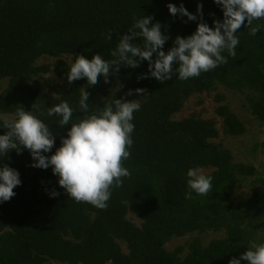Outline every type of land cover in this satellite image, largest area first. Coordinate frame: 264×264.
<instances>
[{
	"label": "trees",
	"instance_id": "obj_1",
	"mask_svg": "<svg viewBox=\"0 0 264 264\" xmlns=\"http://www.w3.org/2000/svg\"><path fill=\"white\" fill-rule=\"evenodd\" d=\"M169 3L183 4L194 15L202 4L209 27H214V20H223L222 8L214 0H0V115L15 118L16 108L22 106L48 125L56 140L44 155L55 153L71 127H60L59 117L47 115L49 107L67 101L74 109L71 122L76 123L115 99L136 98L141 105L132 121L130 157L123 162L131 175L113 188L106 209L69 198L51 167L30 166L34 161L26 149L0 157V163L17 170L21 180L13 189L16 195L0 203V264H228L247 251L250 242L264 243V170L235 163L232 154L214 142L218 131L212 121L194 115L174 117L193 93L220 86L244 95L253 118L264 123V20L253 22V27L261 26L256 35L242 25L236 33L235 57L225 50L221 54L227 63L198 77L180 80L173 72L163 83L151 77L138 79L148 72V62L143 61L137 68L122 66L107 83L103 77L95 86L86 78L67 81L71 66L60 59L62 55H70L73 63L78 55L113 60L119 36L144 16H152L151 23L159 22L169 36L165 52L177 36L193 34L199 20L173 17ZM134 42L143 46L142 38ZM41 56L56 60L36 65ZM50 72L55 79L45 82L47 93L32 85L39 75ZM137 88L146 91L137 95ZM82 90L89 93L88 113L79 109ZM130 90L133 94L127 95ZM215 102L222 133L241 135L244 125L224 97L216 94ZM5 132L0 119V135ZM189 169L211 170L205 174L212 177L207 195L189 191ZM246 185L252 187L250 194L234 200ZM52 190L59 195L51 197ZM131 215L140 225L129 219ZM207 233L221 236L204 244L202 236ZM183 237L189 238L185 244L172 251L166 248L173 238Z\"/></svg>",
	"mask_w": 264,
	"mask_h": 264
},
{
	"label": "clouds",
	"instance_id": "obj_2",
	"mask_svg": "<svg viewBox=\"0 0 264 264\" xmlns=\"http://www.w3.org/2000/svg\"><path fill=\"white\" fill-rule=\"evenodd\" d=\"M214 3L223 11V20H214V27H209L203 21L202 4H198L196 15L183 4L179 7L172 3L167 5L173 17L199 20L195 32L187 37L177 36L174 46L167 52L163 48L169 36L162 33L161 24L151 23L152 16L136 20L127 34L119 36L116 49L111 53L115 59L106 61L99 54L93 55L91 60L83 55L76 56L66 74L68 83L86 78L87 84L95 86L99 82L98 77H103L107 83L109 77L118 73L122 66L137 68L143 61L148 62V72L138 79L151 77L161 83L171 80L173 72L178 74L180 80H187L227 63L221 53L226 50L235 57L239 44L236 33L242 25L249 29L251 35H256L260 30V25H252L256 20H264V0H214ZM111 32L109 30L107 33L108 39L112 38ZM141 38L143 46L134 42ZM134 91L142 95L146 90L137 88ZM132 94L133 90L127 93ZM88 98L89 93L82 90L79 109L84 113L89 110ZM34 107L35 104L32 105ZM140 107L137 100L115 99L97 113L86 115L76 123L71 122L74 109L67 101L49 107L47 115L59 117L60 127H71L66 138L61 137V146L56 148L54 154L47 156L44 153L52 151L56 136L31 111L18 106L15 118L0 117L2 128L6 129L5 134L0 135V157L6 158L13 150L20 154L26 149L34 161L30 166L40 169L51 167L53 175L58 177L59 186L69 198L77 203L84 202L98 209H106L113 188L121 187L123 178L131 175L123 162L130 157L135 128L132 121L134 112ZM19 176L17 170L0 163V203L16 195L13 189L21 184ZM187 177L190 192L204 196L211 191V176L200 174L198 169H189ZM58 195L55 190L50 192L51 197ZM242 260L247 264H264V243L250 242L247 251L239 258L230 259L228 264H241Z\"/></svg>",
	"mask_w": 264,
	"mask_h": 264
},
{
	"label": "rangeland",
	"instance_id": "obj_3",
	"mask_svg": "<svg viewBox=\"0 0 264 264\" xmlns=\"http://www.w3.org/2000/svg\"><path fill=\"white\" fill-rule=\"evenodd\" d=\"M61 60H64L69 66L73 64L72 57L70 55H62ZM56 59L41 56L39 57L35 64H53ZM52 69V68H51ZM264 72V65L262 67ZM55 79V74L50 72L45 75H39L32 84L40 88L44 92H48L45 82L53 81ZM6 85V81L1 83V87ZM216 94H221L224 97V103L227 104L230 110L237 115L240 121L244 125V131L239 136H226L222 133L221 124L222 119L218 117L214 109L216 107L215 96ZM133 97V96H131ZM136 100V98H135ZM194 115L200 120H210L213 122V126L218 131V137L214 139V142L220 143L224 148H226L233 157L235 163L242 162L245 164H253L259 171L264 170V123H260L253 118L248 108L245 96L228 90L223 87H217L212 91H202L200 93H193L188 100L184 103L180 112H178L174 117L176 119H182L186 116ZM1 117L7 116L9 119H13L12 116L0 115ZM210 169L199 170L200 174L205 175L210 172ZM251 185H246L240 191H238L234 200L242 197H246L250 194ZM129 219L136 225H140V222L136 220L132 215ZM217 233H207L202 236V242L207 244L211 239L220 237ZM188 237L183 238H173L166 244V248L172 251L175 247L185 244ZM120 247L123 251H126V246L124 243L120 242ZM45 264H63L57 261H48ZM106 264H111L107 262Z\"/></svg>",
	"mask_w": 264,
	"mask_h": 264
}]
</instances>
